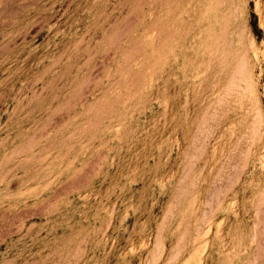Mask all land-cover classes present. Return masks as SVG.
Wrapping results in <instances>:
<instances>
[{
  "label": "rangeland",
  "instance_id": "rangeland-1",
  "mask_svg": "<svg viewBox=\"0 0 264 264\" xmlns=\"http://www.w3.org/2000/svg\"><path fill=\"white\" fill-rule=\"evenodd\" d=\"M0 264H264V0H0Z\"/></svg>",
  "mask_w": 264,
  "mask_h": 264
}]
</instances>
